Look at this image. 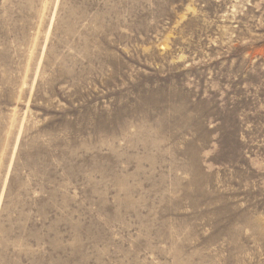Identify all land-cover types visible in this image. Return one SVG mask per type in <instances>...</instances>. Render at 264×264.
<instances>
[{"label":"rangeland","instance_id":"rangeland-1","mask_svg":"<svg viewBox=\"0 0 264 264\" xmlns=\"http://www.w3.org/2000/svg\"><path fill=\"white\" fill-rule=\"evenodd\" d=\"M0 264H264V0H0Z\"/></svg>","mask_w":264,"mask_h":264}]
</instances>
